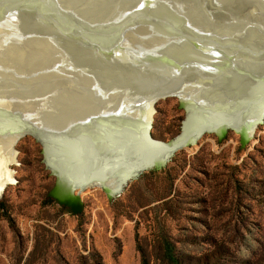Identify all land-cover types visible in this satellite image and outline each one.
<instances>
[{
	"label": "rangeland",
	"instance_id": "374dc122",
	"mask_svg": "<svg viewBox=\"0 0 264 264\" xmlns=\"http://www.w3.org/2000/svg\"><path fill=\"white\" fill-rule=\"evenodd\" d=\"M256 1L243 5L264 9V0ZM26 74L18 72L19 87L26 86ZM55 97H45L50 110ZM185 116L178 97L159 100L154 139L179 134ZM226 131L222 140L206 132L114 198L98 186L80 190L81 214L49 196L56 177L40 142L23 136L9 167L14 182L0 195V264H141L143 252L151 264H165L166 240L184 264H264V120L246 143L234 128Z\"/></svg>",
	"mask_w": 264,
	"mask_h": 264
},
{
	"label": "water",
	"instance_id": "95a60500",
	"mask_svg": "<svg viewBox=\"0 0 264 264\" xmlns=\"http://www.w3.org/2000/svg\"><path fill=\"white\" fill-rule=\"evenodd\" d=\"M91 1L93 0H87L85 3L80 2L82 4L79 6H68V9L65 8L66 6L64 7V4L61 8L51 2L52 6L58 8L59 11L62 9L61 15L66 13V16L71 15L79 18L81 22L90 24V29H82L91 33L85 38L72 35V32L66 31L68 29L59 30L56 28L57 30H53L46 28L47 23L40 20L32 21L33 25L28 26L30 30L25 33L24 38L44 40L46 43L52 44V49L63 51L62 53H66L68 57L62 54L60 60L57 57H51L48 60L40 59L38 67L30 69V72L26 74L25 82L26 79H30L34 84L33 87L31 86L32 89H36L35 86L39 89L38 95H32L31 98H28L31 99L29 101L30 107H25V104L21 105L24 102L22 100L7 98L9 103H14L8 108L12 109V112L17 116L14 119L16 122L13 125L12 146L15 148L18 140L27 134L34 135L36 140L40 142L43 161L52 175L56 177L55 185L49 193V196L55 200H57L55 195H59L61 190L73 194L78 188L83 189L90 185H97L101 181L111 178V174L114 173H118L126 186L130 181L154 166L157 169L164 168L180 147L175 144L176 140L186 135L190 130H193L192 133L198 130L199 127L195 125V109L204 111L202 103L191 97L203 89L202 84H197L200 82L189 75L191 72H198L206 76L207 73L206 70L190 62L195 60L191 56V52L177 51L180 56L175 57L176 55L173 56L166 49L158 52L163 54L158 58L157 55H153L156 51L150 52L152 55H147L146 52L136 55L127 52L136 45V38L127 35L123 41L117 42L119 43L118 46L123 47L124 49H121L130 58H118L114 52V46H111L112 50L109 52L106 46L96 45L99 40L102 43L103 41L104 43L107 42L102 34L106 30L97 33L100 26H107V28H111V31L116 29L110 25L112 24L111 20H107L105 17L107 11L119 18L117 23L124 21L127 25L140 23L144 18L151 17V24H147L150 26L149 29L157 28L159 25L157 21H162L160 23L170 21L169 26L174 22L177 23V29L173 27V30H163V32H168V36L172 34L177 40L179 39L175 41L173 47H179L183 44V46L193 49L199 46L207 49H225L235 45L238 51L243 49L250 51L247 48L250 47L251 49L250 45L245 47L246 45L242 43L238 44L237 40H244L243 38L250 36L248 34L251 32L257 34L259 39H264V20L262 18L251 16L248 18H227L225 13H219L222 12L221 9L214 6L215 3L211 0H95L94 3ZM245 1L241 0V3L243 4ZM192 2H195L193 3L195 8ZM251 2L256 3L257 1L251 0ZM23 12L25 11L20 9V15ZM82 15L85 16L82 17ZM220 15L225 18L217 19ZM189 21L194 22L193 24L197 27L196 35L198 38L200 35L206 37L204 43L201 40L197 42L191 38L192 35L190 36L189 31L192 32V30L186 28ZM218 23L220 24L218 25ZM221 24L224 25L222 28L219 27ZM196 35L195 37H197ZM72 37L76 38V44H67V41ZM97 37H100L99 40L96 39ZM210 39V42L206 41ZM222 39H229L231 44H228L229 41L217 42L222 41ZM12 42L8 39L3 44L8 45ZM168 44L169 42L165 44V48ZM259 49L262 50V46ZM200 60L204 63L202 59ZM223 64L222 62L221 65ZM237 66L233 63L230 65L232 70L237 71V73L241 71L243 78L252 81L253 86H255L254 96L264 95V66L259 65L254 71L243 66H239L241 69L239 70ZM110 68L113 69L111 71L113 74L109 71ZM55 78H64L65 83H58ZM76 78H84L82 96H80L79 87L71 83L73 82L72 79ZM64 84L66 87L63 88ZM65 88L64 99H60L57 106L54 107L55 109L50 110L45 102L47 100L45 97L51 95L57 97ZM69 91L73 92L70 93ZM169 96H176L180 99V106L185 109L186 116L179 134L167 141H157L151 134L156 104L159 100ZM143 99L151 104L149 116L146 114L149 108ZM61 100H63L62 103ZM15 101H17L18 106H15ZM131 101L135 103L130 105ZM121 103L129 104V108L121 107ZM219 111H226V107H221ZM223 117L227 118L226 116ZM232 117L230 116L228 119ZM238 118L243 119V113H240ZM36 119L42 122L35 124ZM24 120L27 122L23 123ZM263 120L264 112L260 121L263 122ZM206 130L202 129L195 133L192 142L196 143ZM110 131L117 137L115 146L110 145L106 149H96L95 142H103L105 133ZM100 134H102L101 137ZM226 134L227 131L224 132V135L219 136L220 140ZM156 141L159 143H153ZM242 142L246 143L247 141L242 138ZM87 146L93 150L88 151L90 148L86 149ZM167 147L171 148V151L158 161L156 158ZM62 151H66L64 164L59 159ZM15 161L16 155L14 156ZM124 188L116 196L120 195ZM80 189L77 193L80 202L79 204L74 203L76 209H71L73 214H81L83 210Z\"/></svg>",
	"mask_w": 264,
	"mask_h": 264
},
{
	"label": "bare ground",
	"instance_id": "6f19581e",
	"mask_svg": "<svg viewBox=\"0 0 264 264\" xmlns=\"http://www.w3.org/2000/svg\"><path fill=\"white\" fill-rule=\"evenodd\" d=\"M86 1L87 0H83V1L82 0H0V195L2 194L7 184L14 182V171L9 167L12 163H14V156L17 155V151L12 146V135L14 134L13 125L16 122L14 119L17 116H15V114L12 112V109L8 108V106L10 105L13 106L14 104V103L13 104L9 103L8 99L22 100L24 102L21 105L25 104L24 105L25 107H30L31 105L29 101L31 99L28 98H31L30 96L32 95H38V90H39L37 89L36 86H35L36 89L31 88L30 85H34V84L30 79H26V82L25 81L23 82L26 83V86L19 87L20 85L17 84V80L15 78L18 72H21V75H23L25 73L30 72V69L37 68L40 59L48 60L51 57H57L60 60V56H62L63 54L62 53L63 51H60L58 49L57 50L52 49V44H48L44 40L41 41V39L24 38L25 33L30 30V27L28 26L33 25L34 21L40 20L47 23L46 28L53 30H57L56 28H59V30L68 29L66 31L72 32V35L81 36L85 38L87 35H91V33H87V31H84L82 29L85 28L90 29L91 28L90 24L81 22L79 18L73 17L71 15H69L70 17L66 16L67 14L65 12L64 15H61L60 11L62 9L59 11L58 8L52 6L53 4L51 2H54L60 7L63 6L64 4V7L66 6L65 8H67L68 6L69 7L79 6L80 4L85 3ZM211 1L215 3L214 6H217L219 9H221L222 12L219 13H225V16H227V18L236 19L240 17L248 18V16H251V17H260L262 18V20H264V9H259L257 5L252 4L253 6L248 5V7H246L241 3V0H238L236 2H234L233 0L230 1L211 0ZM94 2L96 1L95 0L91 1V3ZM245 2L250 3L251 1H245ZM193 3L195 2H192L193 7L195 8V4ZM20 9H23L25 11L21 15L19 13ZM111 15L112 13H109V11H107L105 17H107V20H111L112 24L110 25H113L114 27H116V29H113L111 31V28L109 27L107 28V26L105 27L104 25L102 27L100 26L97 30V33L99 32L102 33L104 30H106L102 34L107 39L106 40L107 42L104 43L103 41L102 43L100 42L101 40H99L100 37L99 38L97 37L96 39L99 41H97L96 45H100V47L106 46L109 52H111L112 50L111 46H114L115 48L114 52L117 54L118 58L119 57L121 59L130 58L129 55L127 57L126 55L127 53L123 50L124 48L118 46L119 44L118 42L123 41L125 37L129 35L132 38L133 37L136 38V43H135L136 45L127 52H132L136 55H141L142 52L145 54L146 52L148 53L147 55L149 54L152 55V53L150 52L156 51V53H154L153 55H157V58L163 55L162 53H158V52L166 49L173 56L176 55L175 57L180 56L177 51H181L184 53L191 52V56L195 60H192L190 62L196 64L199 68L206 70L207 73L205 74L206 76L201 75L198 72L195 73L191 72L192 74L190 73L189 75L190 77H193L195 80L200 82L197 84H202L203 89H200L202 92L199 91L196 95H193L191 97L197 99L198 102L202 103L204 111L200 109H195L194 111L195 125L196 127L199 128L197 131L193 133H192L193 130H190V132H188L186 135L181 136L176 140L175 144L180 146L177 149V151L195 145L196 143L192 142L193 135L202 129H207L205 133L216 132L219 136H222L224 135L226 128L232 127L234 128L235 131L240 133L244 141H248L253 136L256 127L258 126L259 123H261L260 120L264 112V95L259 94V97L254 96L255 86H253L252 81L243 78L242 77L243 74L241 75V71H238L237 73V71L231 69L232 66L230 67V65L232 63L237 64L238 65L237 69L241 70L239 66L241 67L243 66V67H247L251 71L252 70L254 71L257 67H259V65L264 66V39H259L257 34L251 32V34H248L250 36L243 38L244 40L242 39L237 40L238 44L242 43L246 45L245 47L250 45L251 49L250 47H247L250 51H247L246 49L238 51L235 45L234 47L230 46L225 49L222 48L207 49L203 46L195 47L193 49L192 47L189 48L183 46V44L179 47L177 46L173 47L177 38L175 36H172V34H170L171 36H168L167 34L168 32H163V30L165 29L173 30L172 29L173 27L174 29H177L178 28L177 23L174 22L175 24L174 25L171 22L172 25L169 26L170 21L167 23L163 22L164 24L160 23L162 21H157V23L159 24L157 25V28L149 29L150 26L148 25L151 24V20H150L151 17L144 18L143 21L140 22L142 24L134 23L131 25H127V23H124V21L121 23H117V19L119 18L116 15L115 16L114 15L111 16ZM83 16L85 15H82V17ZM196 16H198V14H196ZM223 17H224L223 15H220L217 19L221 20L223 19ZM103 21L105 20L103 19ZM193 23H191L190 21L187 22L186 28L188 30L189 29L192 30V32L189 31V34L190 36L192 35L191 38L197 40L198 36L196 35V33L198 32V30L196 29L197 27ZM219 24L220 23H218V25ZM126 25L127 27L125 28ZM223 26L224 25L221 24L219 27L222 28ZM148 31H150L149 34ZM195 35L197 37H195ZM8 39L12 40L13 42L8 45L3 44L4 41ZM75 39L76 38L74 37L70 38L67 41V44L69 43L76 44ZM245 39L248 41H246ZM206 41L210 42L211 39ZM223 41H229L228 44L229 43L231 44V41L229 39H224V40L222 39V41L219 40L217 42L222 43ZM167 42H169V44L167 48H165L166 47L165 44ZM261 46H262V50L259 49V47ZM68 47L70 46L68 45ZM104 52H108V51H104ZM63 55L68 57L66 53ZM200 59H202L204 63L201 62ZM222 62L224 63L223 65H221ZM112 70H113L112 68L109 69L110 72ZM111 73L113 74V72ZM2 78H4V80H2ZM47 78H51V77H47ZM55 80H57L58 83H65L64 78L63 79L55 78ZM72 80L73 82L71 83H73L74 86L79 87L80 96H82V92L84 90L83 86L85 84L84 78L81 79L76 78ZM64 87H66L65 84L63 88ZM62 90H61L62 93L57 95V97L55 98H58L59 100L64 99L66 88ZM69 92L72 93L73 91L72 92L69 91ZM77 94H78V89H77ZM59 100L57 101V103H59ZM62 101L63 100H61V103ZM143 101H146L144 103L149 108L148 112L146 113L147 116H149L151 113V104H149L146 99H143ZM15 102H16L15 104L16 106L17 101ZM132 103L135 102L131 101L130 105ZM121 105H122L121 107H126V108L129 106V104L127 103L126 104L121 103ZM223 106L226 107V111L220 112L219 109H221V107ZM231 110H233L234 112H232ZM240 113H243L244 116L243 119L238 118ZM223 116H226L227 118ZM230 116L233 117L228 119ZM26 122L27 120H24L23 123ZM41 122L42 121L38 119L34 121L35 124H39ZM59 125L61 126V123ZM105 134L106 135L104 136L103 142H95L94 145L96 149L99 148L106 149L109 148L110 145H112L113 147L115 146L117 137L114 136L111 133V131L106 132ZM101 136L102 134H100V137ZM200 138H198V140ZM157 141L153 143H159ZM86 149H88V151L93 150L89 146H87ZM170 151L171 148L169 147L164 148L156 159L159 161L163 157L167 156ZM65 153L66 151H62V153L60 154L61 157L59 159H61L62 164H64L66 161ZM153 168H155V166ZM111 176H112L111 178L105 179L97 185H90L87 186L86 188L92 186H98L103 188L104 190L106 189V191L110 196H115L123 189L125 182L118 175V173L111 174ZM86 188L85 187L83 189L78 188L77 191L79 189L84 190ZM55 196L58 201H60L64 205L69 206L71 209H76V205L74 203L77 202L79 204L80 202L79 197H77L76 191H74V193L72 194V193L64 192V190H61L60 194Z\"/></svg>",
	"mask_w": 264,
	"mask_h": 264
},
{
	"label": "trees",
	"instance_id": "16d2710c",
	"mask_svg": "<svg viewBox=\"0 0 264 264\" xmlns=\"http://www.w3.org/2000/svg\"><path fill=\"white\" fill-rule=\"evenodd\" d=\"M50 200V199H49ZM4 203H0V210L4 209ZM5 218L10 222L11 227L14 229L15 224L13 222L12 217L8 214L5 213ZM162 254H163V259L165 261V264H184V262L176 255L175 252V246L173 243H171L169 240L163 241L162 242ZM97 264H103L101 261H98ZM141 264H151L150 259L146 253H142V259H141Z\"/></svg>",
	"mask_w": 264,
	"mask_h": 264
}]
</instances>
